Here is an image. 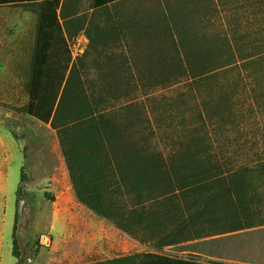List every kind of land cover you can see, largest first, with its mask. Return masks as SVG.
Masks as SVG:
<instances>
[{
  "label": "trees",
  "instance_id": "obj_1",
  "mask_svg": "<svg viewBox=\"0 0 264 264\" xmlns=\"http://www.w3.org/2000/svg\"><path fill=\"white\" fill-rule=\"evenodd\" d=\"M62 1L0 0V7H40L27 113L57 130L78 200L158 249L186 251L261 230L264 140L256 132L249 140L227 133L245 119L259 126L257 114L264 117V95L256 93L264 84V42L237 40L223 46L225 54L199 55L173 40L177 54L170 57L166 43L151 36L143 43L152 46L151 57L139 61L137 74L125 60L130 72L109 71L88 88L61 24ZM117 1L95 0L94 9ZM107 37L120 39L113 24L96 44ZM185 74L187 91L166 92ZM220 220L232 226L221 229Z\"/></svg>",
  "mask_w": 264,
  "mask_h": 264
},
{
  "label": "rangeland",
  "instance_id": "obj_2",
  "mask_svg": "<svg viewBox=\"0 0 264 264\" xmlns=\"http://www.w3.org/2000/svg\"><path fill=\"white\" fill-rule=\"evenodd\" d=\"M137 3L143 7L144 20L139 45L124 42V30L118 28L116 18L125 13L124 8L92 13L91 0H85L83 13H76L74 19L67 20L68 13H61L75 66L86 87L99 85L100 76L109 71H128L123 65L125 60L131 62V73L137 74L139 61L151 57L148 48L152 46H143L151 36L166 43L165 52L170 57L177 54L173 40L180 44L183 40L186 46L195 47L199 55L225 54L223 46L233 45L237 40H244L247 45L264 42V0H138ZM39 15L40 7L36 5L0 8V264H28L38 259L43 248L39 260L69 253L71 232L80 228L107 231L109 240L119 238L113 233L114 228L120 230L114 223L91 217L94 213L78 200L57 130L27 113ZM150 18L153 20L147 26ZM110 24L117 27L120 39L107 37L110 41L104 46L96 44L97 36L109 31ZM247 51L242 55L249 54ZM190 83L191 78L185 74L166 92L171 95L185 92ZM256 93L264 95L263 83L256 87ZM256 119L259 126L253 118L245 119L239 130L227 133L229 139L241 136L249 140L256 132L264 140V117L257 114ZM259 127L261 132L257 131ZM263 144L262 141L259 150H263ZM220 226L223 229L232 225L223 226L220 220ZM258 229L231 233L232 237L219 243L194 246L189 257L220 264L215 258L225 255L229 259L264 264V227ZM121 232L138 245L129 251L177 253L175 249H158L151 240ZM14 254L19 255L20 262Z\"/></svg>",
  "mask_w": 264,
  "mask_h": 264
},
{
  "label": "crops",
  "instance_id": "obj_3",
  "mask_svg": "<svg viewBox=\"0 0 264 264\" xmlns=\"http://www.w3.org/2000/svg\"><path fill=\"white\" fill-rule=\"evenodd\" d=\"M62 2L60 13L63 11L68 13L67 20L74 19L76 13H83L85 0H63ZM94 2L95 0H91L92 13L97 12L94 9ZM137 2L138 0H120L103 9L107 10L112 7H119L120 9L124 8L123 10L125 13H122L120 17L116 18L119 22L118 28L120 30H124L123 35H125L126 38L124 42L134 45L142 44L140 40L142 39V24L144 23V20H142L143 7ZM5 7L9 6H3L0 8ZM151 18L148 21L147 26L149 25V22H152L153 19ZM90 23L91 21L89 24ZM61 24L63 25L62 19ZM63 28L66 33L64 25ZM36 43L37 37L33 47L34 57ZM90 215L91 217L98 219L97 215ZM93 218L90 219H92L94 223L93 226H95ZM110 232L112 233V231ZM106 233L108 232L104 230L91 229L90 227L72 230L70 235L71 240L69 253L66 251L64 254H60L51 260H39V258L43 255V251H45V248H43L38 252V259L30 261L28 264H179L176 260H189L190 257L188 253L193 252L190 249L186 251H179L177 248H172L175 249L177 253L144 250L129 251V249L138 247V245H136L130 237L115 228L113 233L116 234V236H119L118 239H115L114 237L113 240H109V236L106 235ZM113 233L111 235H113ZM243 233L245 234V232H242V234ZM104 237H106L105 240ZM230 237L232 236L229 235L220 237V240L216 243L225 241ZM17 259L20 262V259ZM215 259L220 264H257L248 259H229L225 257V255L217 256ZM200 262L203 264H209L204 261Z\"/></svg>",
  "mask_w": 264,
  "mask_h": 264
}]
</instances>
